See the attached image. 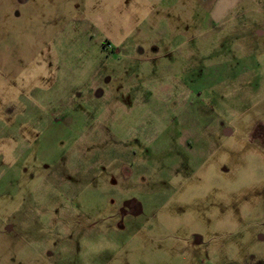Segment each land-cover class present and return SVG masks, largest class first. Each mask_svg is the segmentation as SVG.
<instances>
[{"label":"rangeland","instance_id":"obj_1","mask_svg":"<svg viewBox=\"0 0 264 264\" xmlns=\"http://www.w3.org/2000/svg\"><path fill=\"white\" fill-rule=\"evenodd\" d=\"M0 264H264V0H0Z\"/></svg>","mask_w":264,"mask_h":264}]
</instances>
